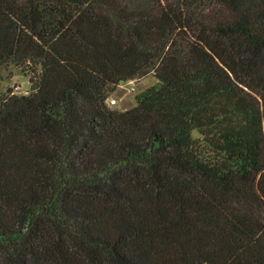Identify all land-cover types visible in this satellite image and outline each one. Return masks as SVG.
Here are the masks:
<instances>
[{
    "label": "trees",
    "instance_id": "trees-1",
    "mask_svg": "<svg viewBox=\"0 0 264 264\" xmlns=\"http://www.w3.org/2000/svg\"><path fill=\"white\" fill-rule=\"evenodd\" d=\"M8 63L0 264H264V0H0Z\"/></svg>",
    "mask_w": 264,
    "mask_h": 264
},
{
    "label": "rangeland",
    "instance_id": "rangeland-1",
    "mask_svg": "<svg viewBox=\"0 0 264 264\" xmlns=\"http://www.w3.org/2000/svg\"><path fill=\"white\" fill-rule=\"evenodd\" d=\"M39 67L38 70H40ZM36 73L27 66H22L16 63H8L0 70V98L8 90L12 88L17 93L29 94L34 91V84L31 77ZM161 84L160 79L154 74H148L136 78L129 79L117 85L110 95V98L115 97L116 103L108 101L111 106L121 110L133 108L137 105L141 94L148 88ZM109 98V99H110ZM199 135L198 132H196Z\"/></svg>",
    "mask_w": 264,
    "mask_h": 264
},
{
    "label": "built area",
    "instance_id": "built-area-1",
    "mask_svg": "<svg viewBox=\"0 0 264 264\" xmlns=\"http://www.w3.org/2000/svg\"><path fill=\"white\" fill-rule=\"evenodd\" d=\"M109 100H110V102H112V103H114V102L116 103V99H115V97H112V98H110ZM109 100H108V101H109Z\"/></svg>",
    "mask_w": 264,
    "mask_h": 264
}]
</instances>
